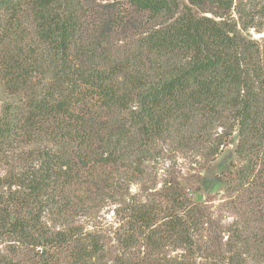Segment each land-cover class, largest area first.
Segmentation results:
<instances>
[{"label":"trees","instance_id":"obj_1","mask_svg":"<svg viewBox=\"0 0 264 264\" xmlns=\"http://www.w3.org/2000/svg\"><path fill=\"white\" fill-rule=\"evenodd\" d=\"M27 1L0 0V88L15 97L0 115V264H60L57 253L73 240L78 263L102 253L100 234L70 225L76 205L68 189H90L93 173L122 194L121 207L123 190L146 175L166 141L200 152L206 165L237 131L239 163L227 190L233 195L259 173L264 179V66L255 41L239 40L225 20L180 15L178 0H128L150 21L161 18L157 27L130 57L85 66L73 51L84 25L79 0H29L41 52L2 51ZM45 137L46 145L26 149ZM186 194L165 183L155 195L170 207L156 197L126 204L124 254L142 239L186 244L204 223V209Z\"/></svg>","mask_w":264,"mask_h":264},{"label":"rangeland","instance_id":"obj_2","mask_svg":"<svg viewBox=\"0 0 264 264\" xmlns=\"http://www.w3.org/2000/svg\"><path fill=\"white\" fill-rule=\"evenodd\" d=\"M28 2L23 5L18 27L12 26L13 34L5 44L6 49L2 51L21 55L27 54L29 50H40L33 8ZM79 2L84 25L73 51L78 53L85 66L99 62L108 67L112 60L130 57L133 52L140 50V39L161 20L150 21L146 11L140 10L128 0ZM178 4L177 13L180 15L191 12L195 16L206 15L219 22H229L239 40H253L257 43L264 66V0H178ZM85 48L93 51L92 56L82 54ZM11 99L15 97L2 92L0 88V115L4 105ZM238 138L235 131L229 140L230 144L206 165L203 164L204 158L200 152L177 150L169 145L172 144L170 141H166L161 146L160 156L146 163V175L132 180L129 189L123 190L127 206L156 197L159 207H170L168 197L163 198L155 193L165 183L178 184L192 202L204 209V223L196 230L190 229V240L186 244L170 243L160 238L155 241L159 244L154 243L152 246L142 239L132 255H125L122 238L128 228L129 211L125 210V203L119 207L116 201L121 199L122 194L115 197L112 188L105 187L102 179H98L99 176L87 173L91 190L77 182L73 188L68 189L76 205L70 225L81 226L85 233L100 234L103 250L85 260V263H78L77 256H74V253L77 254V241L73 240L66 249L59 248L58 262L120 264L122 258H139L140 264H264L263 176L257 174L252 184L245 185V188L233 195L227 190L232 174L237 169L234 164L239 163L236 154ZM46 144V137L39 138L26 146V149ZM75 158L81 165L86 163L83 158ZM4 175V167L0 165V178ZM7 188L5 186L4 190L7 191ZM47 221L49 225H54L52 216ZM158 222L161 225L163 220Z\"/></svg>","mask_w":264,"mask_h":264}]
</instances>
